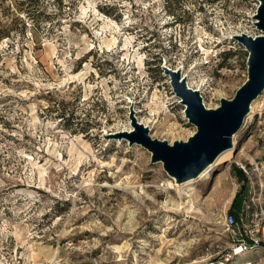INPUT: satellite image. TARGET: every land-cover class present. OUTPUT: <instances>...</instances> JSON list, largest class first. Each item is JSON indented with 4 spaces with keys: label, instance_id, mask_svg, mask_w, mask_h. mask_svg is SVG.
Listing matches in <instances>:
<instances>
[{
    "label": "rangeland",
    "instance_id": "rangeland-1",
    "mask_svg": "<svg viewBox=\"0 0 264 264\" xmlns=\"http://www.w3.org/2000/svg\"><path fill=\"white\" fill-rule=\"evenodd\" d=\"M258 3L0 0V264H208L229 253L227 264H264V246L234 253L224 221L248 197L239 163L264 170V91L234 156L184 186L190 196L150 150L115 135L131 106L152 118L153 137L195 132L166 67L184 66L206 105L233 98L248 50L232 35L257 32Z\"/></svg>",
    "mask_w": 264,
    "mask_h": 264
},
{
    "label": "water",
    "instance_id": "water-1",
    "mask_svg": "<svg viewBox=\"0 0 264 264\" xmlns=\"http://www.w3.org/2000/svg\"><path fill=\"white\" fill-rule=\"evenodd\" d=\"M253 24L257 29L255 34L243 31L232 35L248 50V78L233 98L222 97L218 106L207 107L200 90L188 85L180 69L165 68L176 95L185 105L186 117L196 126L188 139L171 143L153 137L149 126L137 119L133 106L129 113L133 129L115 135L150 150L152 161H161L177 182L197 177L220 153L234 147V134L250 113L252 102L264 91V0H259Z\"/></svg>",
    "mask_w": 264,
    "mask_h": 264
},
{
    "label": "built area",
    "instance_id": "built-area-1",
    "mask_svg": "<svg viewBox=\"0 0 264 264\" xmlns=\"http://www.w3.org/2000/svg\"><path fill=\"white\" fill-rule=\"evenodd\" d=\"M238 166L248 180V197L239 211L228 212L224 218L225 225L232 232L234 253L238 248L256 250L264 246V170L258 163L248 166L240 162ZM231 255L214 256L208 264H227Z\"/></svg>",
    "mask_w": 264,
    "mask_h": 264
},
{
    "label": "bare ground",
    "instance_id": "bare-ground-1",
    "mask_svg": "<svg viewBox=\"0 0 264 264\" xmlns=\"http://www.w3.org/2000/svg\"><path fill=\"white\" fill-rule=\"evenodd\" d=\"M111 22H112V20H111ZM109 22L108 21H105V24H107V25H109L108 24ZM114 25H115V27H116V29H117V31H120V30H122V28H121V26L119 25V23H117V22H114L113 23ZM237 33H241V32H237ZM112 42L111 43H116L117 41H118V35H116V33H113L112 34ZM127 39H129L128 37H127ZM104 41H106L107 42V45H109L108 44V42H109V38H105L104 39ZM128 48V47H127ZM138 61L141 63L142 61H143V59L142 58H140V59H138ZM174 69V68H173ZM181 71H182V73H184V66H182V67H180L179 68ZM174 70H176V69H174ZM81 73L82 72H80V73H78V76L79 75H81ZM186 75V79H187V77H188V74H185ZM187 83H188V85L189 86H191V87H193V88H195V89H199L200 91L202 90V86H201V84L199 83V82H197V81H194V80H192V77H188V79H187ZM156 96H158L157 94H155ZM129 102L130 103H132V105H134L136 102H135V100L132 98V99H130L129 98ZM207 107H213V106H209V105H206ZM216 107V106H215ZM135 109V111H136V113H138L141 109H138V108H134ZM252 109H253V104L251 105V111L250 112H252ZM137 116V119L140 121V122H142L143 124H145V125H147V126H149V128H150V121H153L152 120V118H146V120L145 119H141L138 115H136ZM130 119V118H129ZM131 121V120H130ZM133 129V125L131 124L129 127H127V128H125V129H122L121 131H131ZM235 143V139L233 138V144ZM233 150H234V147H231V148H229V149H226V150H224L222 153H220V155L216 158V160L214 161V162H212L211 164H209L198 176H197V178L196 179H202V178H208V177H210L211 176V174H212V171L214 170V167L217 165V164H219L220 162H222L223 160H227V159H229V158H232L233 156H234V154H233ZM195 179L194 178H191V179H188V180H186V181H184V182H179V183H177V186L179 187V188H181L180 189V193L183 195V193L184 194H186L187 196H190V193H188V191L187 190H185L184 189V186H188L191 182H193ZM189 201V200H188ZM184 201H182L181 203H183ZM193 203H192V207H193ZM184 206V205H183ZM237 252L238 253H241L242 252V249L241 248H238L237 249Z\"/></svg>",
    "mask_w": 264,
    "mask_h": 264
},
{
    "label": "trees",
    "instance_id": "trees-1",
    "mask_svg": "<svg viewBox=\"0 0 264 264\" xmlns=\"http://www.w3.org/2000/svg\"><path fill=\"white\" fill-rule=\"evenodd\" d=\"M238 169H239V171L240 172H242V170L239 168V166H238ZM238 196V195H237ZM235 201H236V199H235ZM235 201H234V203H235ZM235 211V210H234ZM232 212H233V210H232Z\"/></svg>",
    "mask_w": 264,
    "mask_h": 264
},
{
    "label": "crops",
    "instance_id": "crops-1",
    "mask_svg": "<svg viewBox=\"0 0 264 264\" xmlns=\"http://www.w3.org/2000/svg\"><path fill=\"white\" fill-rule=\"evenodd\" d=\"M237 212V211H236Z\"/></svg>",
    "mask_w": 264,
    "mask_h": 264
}]
</instances>
